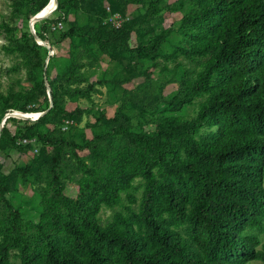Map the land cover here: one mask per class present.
Here are the masks:
<instances>
[{"label": "trees", "instance_id": "obj_1", "mask_svg": "<svg viewBox=\"0 0 264 264\" xmlns=\"http://www.w3.org/2000/svg\"><path fill=\"white\" fill-rule=\"evenodd\" d=\"M50 3L10 0L0 17L25 73L0 124L47 111L0 130V264H264V0H57L34 24L47 49L29 22ZM98 87L112 116L79 104ZM13 153L29 160L5 168Z\"/></svg>", "mask_w": 264, "mask_h": 264}, {"label": "rangeland", "instance_id": "obj_2", "mask_svg": "<svg viewBox=\"0 0 264 264\" xmlns=\"http://www.w3.org/2000/svg\"><path fill=\"white\" fill-rule=\"evenodd\" d=\"M9 2L10 0H0V17L4 14L9 12ZM180 13L174 12L170 17H168L164 22L163 26L168 28L173 25H177L180 19ZM18 29L23 28V24L18 22L16 24ZM5 44L4 39L0 36V93L5 94L9 89L13 88L14 90H18L20 88L19 85H16V81H23L24 80V71H13L12 67L16 64L18 59L16 57L6 55L3 50L2 46ZM60 47V48H59ZM55 49L61 51V45L55 46ZM53 54V52H52ZM104 64L100 67H96L93 69H86L84 71L85 75L87 76L90 82L96 81L100 79L104 75V70L109 68L108 61L104 60ZM168 67L172 68V63L168 62ZM143 82L142 79L137 81V85ZM158 82L167 83L164 87V96L171 97L176 92V85L170 79V76L167 75H158V73L154 74L153 81L151 82L152 86L157 87ZM22 83V82H21ZM79 104H88L89 106H95L97 109L102 110L104 109L107 112L108 116H112L115 109L117 108V104H115L113 99L109 98L108 91L106 87H98V92L92 96L91 101L86 102L83 100L79 101ZM194 106L186 107L182 114L185 116L191 115L193 112ZM30 119H33L34 116L28 115ZM83 125V124H82ZM29 158L27 156L19 155L13 153L10 156L9 160L5 161V168H9L12 166L13 163L24 165ZM68 191L71 192L69 189ZM20 198L16 200V203L21 206V208L26 212V217H32L35 219L37 217V211L34 209V204H36L37 199L34 197L35 195L32 193L30 189H21L20 190ZM113 211L110 210H103V216H109ZM261 243H264V235L260 237ZM258 264V263H253Z\"/></svg>", "mask_w": 264, "mask_h": 264}, {"label": "water", "instance_id": "obj_3", "mask_svg": "<svg viewBox=\"0 0 264 264\" xmlns=\"http://www.w3.org/2000/svg\"><path fill=\"white\" fill-rule=\"evenodd\" d=\"M57 8V0H51V3L43 10L41 11L39 14H37L35 17H33L30 22H29V29L31 31V33L35 36V31H34V24L37 22V21H40L48 16H50L54 11L55 9ZM35 39L43 46H45L47 49H50L49 46H47L44 42H42L40 39H38L36 36H35ZM52 52L49 53L48 56H52ZM48 62V58L46 60V63ZM45 86L47 88V92H48V97H49V102H50V107H52V99H51V93H50V88H49V85L47 84V82L45 81ZM47 112V111H46ZM46 112L44 113H40V114H32V116H34V120L42 117ZM15 117V118H20V119H24V120H27V119H30L29 117H27L28 115H23L21 113H13V114H10V115H7L6 118L8 117ZM3 119L2 123L0 124V130L3 128V125H4V122H5V119ZM31 119V120H33Z\"/></svg>", "mask_w": 264, "mask_h": 264}, {"label": "built area", "instance_id": "obj_4", "mask_svg": "<svg viewBox=\"0 0 264 264\" xmlns=\"http://www.w3.org/2000/svg\"><path fill=\"white\" fill-rule=\"evenodd\" d=\"M113 17H114V19H115L114 24L118 26V24H119V23H118L119 15H115V16H113ZM59 26H60V28H61V24H60Z\"/></svg>", "mask_w": 264, "mask_h": 264}]
</instances>
